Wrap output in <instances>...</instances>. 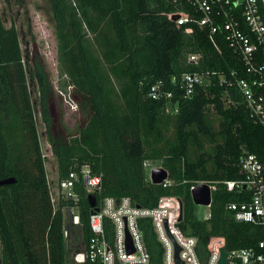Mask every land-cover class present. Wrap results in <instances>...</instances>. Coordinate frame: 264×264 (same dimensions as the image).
Wrapping results in <instances>:
<instances>
[{"label": "trees", "instance_id": "trees-1", "mask_svg": "<svg viewBox=\"0 0 264 264\" xmlns=\"http://www.w3.org/2000/svg\"><path fill=\"white\" fill-rule=\"evenodd\" d=\"M48 3L57 89L68 95L79 117L73 130L64 124L42 57L33 49L27 61L15 26L6 27L0 15V179H14L0 185L1 264H66L62 213L52 207L29 82L56 158L57 180L87 164L90 174L101 179L98 203L105 196H128L152 208L161 196L178 197V227L196 238L202 259L213 236L223 237L227 249L255 245L261 227L236 221L227 209L247 194L228 190L224 181L242 177L237 161L243 148L264 163V126L249 118L237 93L235 101L229 100L227 81L234 80L232 71L244 77V66L220 33L217 50L205 27L195 22L177 26L167 17L178 11L199 17L188 0ZM191 53L199 54L196 62L188 60ZM185 73L207 75L189 97L179 87ZM221 78L226 81L220 83ZM153 86L156 98L150 95ZM147 161L160 162L170 184L151 182ZM200 182L214 186L207 219L199 217L190 193ZM76 189L87 238V194L79 185ZM139 226L150 262L162 264V246L150 219L140 218Z\"/></svg>", "mask_w": 264, "mask_h": 264}, {"label": "built area", "instance_id": "built-area-1", "mask_svg": "<svg viewBox=\"0 0 264 264\" xmlns=\"http://www.w3.org/2000/svg\"><path fill=\"white\" fill-rule=\"evenodd\" d=\"M188 1L194 11L201 14L199 17L184 11L167 13V17L171 19L176 14L177 18L173 21L177 26L195 22L205 27L217 50V34L220 33L244 66L245 76L237 77L236 71H232L234 80H228L227 84L230 88L235 87L234 93L240 97L249 118L255 124L264 126V0ZM185 30L191 32L192 27L187 26ZM198 58L197 53L188 55L191 62H196ZM204 81H207L206 74L204 78L200 74L185 73L180 78L179 87L183 95L189 97L194 86ZM225 81L220 79V83ZM156 88L151 87L152 98L158 96ZM164 95L169 98L171 92L166 91ZM237 164L242 177L224 183L228 190L246 192L248 198L229 202L227 209L236 221L261 227L262 236L255 245L227 249L223 237L213 236L209 238L207 254L202 259L196 252V238L178 227L181 201L173 195L159 197L157 205L152 208L137 205L128 196L102 197L99 203L96 200L97 210L89 206L90 234L85 238L80 226V194L76 185L81 186L87 195H95L101 189L100 177L91 175L89 166L85 164L79 170H70L65 177L57 180L55 187L49 184L53 210L59 208L62 213L65 263L152 264L139 226L140 218H149L162 246V264H222V247L225 249L224 264H264V163L255 153L243 148ZM148 176L150 179V172ZM161 183L163 186L170 184L167 178ZM209 187L211 191L214 188L213 185ZM208 207L201 211L200 218H209ZM175 244L179 247V260L175 258Z\"/></svg>", "mask_w": 264, "mask_h": 264}, {"label": "rangeland", "instance_id": "rangeland-1", "mask_svg": "<svg viewBox=\"0 0 264 264\" xmlns=\"http://www.w3.org/2000/svg\"><path fill=\"white\" fill-rule=\"evenodd\" d=\"M0 15L6 27H9L11 24L15 26L21 50L25 54L27 61L30 60L33 49L37 50L42 57L55 88L56 110L60 111L64 124L73 130L79 114L74 111L75 106L68 95L66 93L60 94V91L57 89L56 40L54 22L48 0H9L8 2L0 0ZM29 83L40 149L45 159L46 178L51 187H55L58 175L57 162L46 137L44 123L38 107L37 92L32 87V83ZM145 167L149 175L152 168L162 166L158 161H147ZM203 209L207 210L206 206H198L199 215Z\"/></svg>", "mask_w": 264, "mask_h": 264}, {"label": "water", "instance_id": "water-1", "mask_svg": "<svg viewBox=\"0 0 264 264\" xmlns=\"http://www.w3.org/2000/svg\"><path fill=\"white\" fill-rule=\"evenodd\" d=\"M176 18H177L176 14H174L171 17L172 20H175ZM228 95H229V98L231 101H235V93H234V90L232 88L228 89ZM167 174L168 173H167L166 169H164L163 167H154L150 170L151 182L161 183L164 179L167 178ZM12 182H14V179L12 177L0 179V185L10 184ZM244 189L247 190L248 187L246 185H244ZM190 193H191L192 201L194 202V204H196L198 206L210 205V203H211V189L207 183L200 182V183L196 184L195 186H193L191 188ZM87 200H88L89 206L93 207L94 208L93 210H97L95 195L94 194H88ZM181 217H182V213L180 210L178 220H181ZM178 250H179V247L175 244V258H176V260H179ZM220 251H221L220 262L222 264H224L225 263V249H224V247H222ZM0 264H1V248H0Z\"/></svg>", "mask_w": 264, "mask_h": 264}]
</instances>
